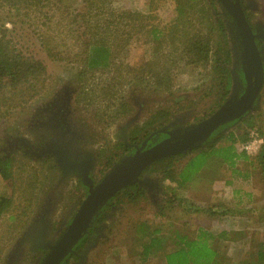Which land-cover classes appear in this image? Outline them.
Returning <instances> with one entry per match:
<instances>
[{"label": "flooded vegetation", "instance_id": "flooded-vegetation-1", "mask_svg": "<svg viewBox=\"0 0 264 264\" xmlns=\"http://www.w3.org/2000/svg\"><path fill=\"white\" fill-rule=\"evenodd\" d=\"M216 2L220 7L219 1ZM238 3L251 32V42L249 33L243 36L229 13L217 11L215 18L223 19L229 43L226 66L230 88L220 105L210 107L212 110H203L197 116L186 107L173 109L171 102L170 106L154 111L151 99L155 100V95L142 97L131 93L130 101L125 104L126 116L113 129L112 142L102 144L93 126L74 107V95L78 90L62 86L39 102L21 131L0 135V161L11 164L14 177L7 194L16 193L15 185L19 183L23 202L21 211L15 214L11 212L15 200L12 198L6 212L10 222L0 228V264H45L89 193L85 183L96 187L121 160L138 156L139 152L168 138L184 134L227 100H230L229 106L247 105L244 116L219 125L208 137L210 139L197 147L214 143L222 134L230 136L234 126L258 110L264 87V16L256 0H238ZM157 112H169V115L157 121ZM190 151L183 154L188 156ZM155 162L138 175L142 183L131 181L97 206L84 223L85 232L56 264H89L92 252L106 237L110 223L128 202L134 205L130 197L137 194L138 189L143 190L145 200L156 210L163 207L167 192L161 175L151 170Z\"/></svg>", "mask_w": 264, "mask_h": 264}, {"label": "rangeland", "instance_id": "rangeland-1", "mask_svg": "<svg viewBox=\"0 0 264 264\" xmlns=\"http://www.w3.org/2000/svg\"><path fill=\"white\" fill-rule=\"evenodd\" d=\"M102 1L104 2L97 6L96 12H101L104 21L111 19L110 15H108L111 10L115 12L138 11L143 15L144 19L140 22L144 24V28L152 25L158 28L162 27L163 31H165L174 17L173 0ZM195 1L201 6L206 5L208 14L213 19H216L217 11L221 9L218 3H210V0ZM256 2L258 3L260 14L264 16V0H256ZM65 3V1L59 0H44L39 5L15 7L0 1V33L5 36L9 46L28 57L41 60L46 67L35 92L27 91V85L20 87L23 89L22 92L13 90L10 87L3 89L2 96L6 97V105L0 107V135H4L9 131H18L19 129L21 131L25 123H27V118L38 106L39 102L52 95L56 89L62 86L78 90L74 95V107L78 114L83 115L87 120L86 122L93 126V129L96 130L98 141L102 144L112 142L113 129L115 125L124 120L126 116L125 104L127 105V101H130L131 93L142 97L155 95V100L151 99L154 101V111L166 108L168 105L170 106L171 102L173 109L186 107L187 111L194 112L197 116L203 110L210 109L216 92V88L213 87L216 76L212 67L218 53L217 51H219L218 40L221 39L217 32L211 31V56L206 66L195 67L186 65L180 60L174 70L175 83L171 90L154 94L145 83L138 86L135 83L125 82L124 80L119 81L120 79L118 80V78H114L115 80L112 81L113 75L116 71L123 73L128 69L143 66L153 55L155 57L160 56L163 63L167 61L170 64V60H168L170 48L165 43L157 45L152 42L151 36L143 34L141 29L134 34L128 46H126L127 50H121V52L117 53L118 57L114 62L104 67H99L94 71L87 69V67L83 68L82 58L79 60L78 54L81 49H79L78 43L74 42L72 35L80 34V32L86 31V28L79 16H75L78 10L77 2L68 0V6ZM218 17L220 18V16ZM39 35L52 37L54 42L59 44V46L57 45V53L62 57V60H51L46 53L45 47L40 42ZM225 38L227 47H229L227 35ZM104 87L108 89L107 92ZM253 130L261 137H264V87L261 92L258 110L238 126H234L230 131V135L238 150L243 143V136ZM222 135V138H217V140H222L218 141L217 144L215 143L216 145L218 143L220 145L229 143L227 138L230 136L226 133ZM223 150H221L220 154L227 156L229 150ZM215 151L218 152L220 150ZM250 157L253 158V155H250ZM182 158L184 159V157ZM228 171H230L229 168L225 169V172ZM166 182L164 180L165 184ZM14 190H17V192L13 193V199L15 200L14 208L11 212L18 214L23 204L19 183L15 185ZM9 192V184L0 179V194ZM127 204L122 212L118 213L115 221L110 223L106 237L92 252L89 264H164L163 259L158 260L157 254H152L145 263L141 261L139 256L141 248L134 228L140 222H145L149 228H154L156 225L161 224V234L167 237H169L172 230L181 228L178 225L166 227L167 224L163 221L164 214H160L145 199L138 201L137 205H130L129 202ZM176 205L177 207L179 206L175 200L173 206ZM170 213L172 214L173 212ZM7 218L6 213L2 215L0 228H4L10 222ZM188 224L190 226L204 225L206 221L198 216L189 219ZM233 236L230 235V240L233 241L229 240V243L214 244V247L218 248L219 251L217 264L254 263L255 257L252 253L264 241V228H245L239 234L237 241H235ZM165 242L167 250L173 247L172 244L168 243V239H165ZM262 246L264 247V245Z\"/></svg>", "mask_w": 264, "mask_h": 264}, {"label": "trees", "instance_id": "trees-1", "mask_svg": "<svg viewBox=\"0 0 264 264\" xmlns=\"http://www.w3.org/2000/svg\"><path fill=\"white\" fill-rule=\"evenodd\" d=\"M0 1L15 7H25L28 5H39L44 0ZM59 1H65L66 6H68V0ZM74 1L77 2L78 9L75 16H79L86 28V31L72 35L74 42L78 43L79 49H81L78 54L79 60L82 58L83 68L87 67V69L94 71L99 67H104L114 62L118 57L117 53L121 52V50L126 51V46H128L134 34L142 29L141 32L143 34L151 36L152 42L157 45L165 43L170 48L168 57L170 64L167 61L163 63L160 56L155 57L153 55L143 66L128 69L123 73L116 71L112 81L115 80L114 78H118V80L120 79L119 81L124 80L125 82L135 83L138 86L145 83L153 93L169 91L175 83L174 70L180 60L183 61V64L195 67L208 64L212 42L210 35L211 31H215L221 39L218 40L219 51H217L218 53L212 67L217 79H215V84H213L216 92L213 96L212 109L220 105L227 96L230 88V73L226 65H228L230 52L225 38L226 28L221 17L213 19L208 14L206 5L201 6L195 0H173L174 17L171 19L168 28L163 31L162 27L158 28L152 25L144 28V24L140 22L144 19L143 15L138 11L115 12L111 10L108 13L111 19L104 21L101 12H96L97 6L104 1ZM210 3L215 4L217 2L216 0H210ZM39 38L51 60H62V57L57 53V45L59 46V44L55 43L52 37L39 35ZM45 70L46 67L41 60L28 57L20 51H15L9 46L5 36L0 33V107L6 105V97L2 96V91L5 87L22 92L23 89L20 87L27 85V91L35 92ZM104 90L108 91L105 87ZM212 109L210 108V110ZM166 113L157 112L155 119L159 121L162 116L169 115V112ZM247 138L248 133L243 136L242 141H246ZM227 139L229 143H224L223 146L218 148H215V143L222 139L216 140V142L205 147L192 149L188 153L192 155H189L190 159L187 162L182 163V156L185 155L187 157V154L183 153L156 161L152 164L151 170L159 173L163 180L169 181L170 184L165 185L166 190L171 193L177 192L192 176L200 171L211 156L220 157L222 161L227 162L230 166L234 164L235 158L239 156L248 157L245 153L235 151V142L231 135ZM222 149L229 150V154L227 156L220 154ZM215 150L220 151L216 152ZM251 160L255 167L259 168L261 177L264 180V137L258 152L253 155ZM13 178L11 176V164L8 161H0V179L12 185ZM12 198L13 191L9 195L0 194V218L9 210ZM142 199H146L142 189H138V193L130 197V200L135 201L134 205H137L138 201ZM179 201L181 203V200ZM180 203L178 202V204ZM134 230L141 248L139 256L144 263L152 254H157L158 260L164 259L166 264H197L200 259L205 260L208 258V253H204L203 250L200 251L190 241L179 243L173 251L167 250L165 248L166 238L161 234V224L156 225L154 228H149L145 222H140L135 226ZM262 245H264V241L252 253L255 261L251 264H264V247Z\"/></svg>", "mask_w": 264, "mask_h": 264}, {"label": "crops", "instance_id": "crops-1", "mask_svg": "<svg viewBox=\"0 0 264 264\" xmlns=\"http://www.w3.org/2000/svg\"><path fill=\"white\" fill-rule=\"evenodd\" d=\"M216 144L215 148L223 146ZM234 147L238 153H245L240 148L239 151L235 143ZM189 155L182 163L190 159ZM247 156L235 158L232 166L220 157L211 156L177 192L166 190L167 200L158 212L164 214L166 227L178 225L181 228L172 230L169 237L165 235L168 243L173 245L169 251L179 243L190 241L200 251L208 253V258L200 259L197 264H217L219 251L214 247L215 243L233 241L230 235L237 241L245 228H264V180L259 168ZM228 168L230 171L225 172ZM169 184L167 181L165 185ZM175 200L177 204L181 200L180 208L173 206ZM169 212L173 213L170 215ZM198 216L206 224L190 226L188 220Z\"/></svg>", "mask_w": 264, "mask_h": 264}, {"label": "water", "instance_id": "water-1", "mask_svg": "<svg viewBox=\"0 0 264 264\" xmlns=\"http://www.w3.org/2000/svg\"><path fill=\"white\" fill-rule=\"evenodd\" d=\"M218 1L222 12L229 13L235 19L243 36L249 33L251 42V32L244 22L243 12L240 9L238 0L234 2L231 0ZM259 88L260 86L257 87V92ZM229 101L227 100L212 115L184 134L168 138L151 149L139 152L138 156L121 160L120 163L109 170L96 187H92L85 180L86 183H84L88 184L89 193L77 210L63 237L47 257L45 264H56V262L71 250L82 233L85 232L84 223L92 216L98 205L104 204L117 190L123 188L131 181L142 183V180L138 179V175L146 166L159 159L188 152L190 149L206 143L210 139L208 137L212 131L219 125L226 123L228 120L235 121L240 116H244L247 105L236 104L229 106ZM173 139L176 140L171 141Z\"/></svg>", "mask_w": 264, "mask_h": 264}, {"label": "built area", "instance_id": "built-area-1", "mask_svg": "<svg viewBox=\"0 0 264 264\" xmlns=\"http://www.w3.org/2000/svg\"><path fill=\"white\" fill-rule=\"evenodd\" d=\"M263 143V137H261L256 131H250L248 138L241 144V150L247 155H254L258 152L261 144Z\"/></svg>", "mask_w": 264, "mask_h": 264}]
</instances>
